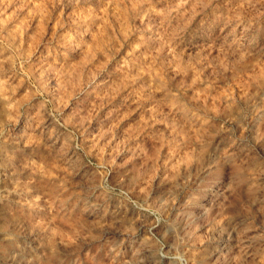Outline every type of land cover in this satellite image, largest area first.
Instances as JSON below:
<instances>
[{"label":"rangeland","instance_id":"1","mask_svg":"<svg viewBox=\"0 0 264 264\" xmlns=\"http://www.w3.org/2000/svg\"><path fill=\"white\" fill-rule=\"evenodd\" d=\"M0 264H264V0H0Z\"/></svg>","mask_w":264,"mask_h":264}]
</instances>
